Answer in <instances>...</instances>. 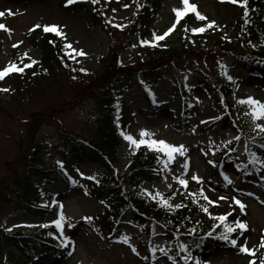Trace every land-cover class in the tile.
I'll list each match as a JSON object with an SVG mask.
<instances>
[{"label":"rangeland","instance_id":"obj_1","mask_svg":"<svg viewBox=\"0 0 264 264\" xmlns=\"http://www.w3.org/2000/svg\"><path fill=\"white\" fill-rule=\"evenodd\" d=\"M141 1L138 0L134 7L125 2L115 5L104 16L103 24H96L88 20L83 11L62 6V0H0V12L5 13L0 17V24L6 26L0 29V70L14 62V52L27 54L33 61L39 62L41 50L30 42L29 33L44 26H58L59 31L65 34L66 45L71 44V48L67 46L68 55L84 70L82 74L92 76L100 73L102 59L108 55L114 42L124 40L126 28L132 25L133 18L139 19L137 14L142 6ZM190 3H194L197 11L207 19L201 21L195 16L191 26H183L182 18L176 23L174 9L184 7L182 0H164L152 27H145L148 20H138V30H127L128 34L134 32L130 38L132 45L128 49H120L118 62L133 68L129 75L121 76L123 78L117 85L119 91H122L119 99H124L130 111L133 110L134 124L127 134L139 139L140 131L146 129L154 134L150 137L152 139L165 140L174 145L182 144L187 149L184 156L175 154V160L170 162L174 164L173 168L159 182L144 180L140 187L161 194L173 193L176 189L181 194L193 195L191 188L197 186L203 212L205 208L208 209L205 213L218 216L231 212L227 223L233 227L237 220L247 223L246 231L241 233L237 229L235 233L228 234L230 239L237 240V245L233 246L229 241L211 235L200 247L192 246L187 236H175L157 224L150 235L129 214L116 224L114 233L103 230L95 217L103 213L106 205L102 199L89 195L97 181L87 180L102 173L115 175L129 172L131 157L137 149L124 140L115 163L92 149L79 154L74 152L70 142L64 141L66 137L62 136L59 125L70 128V131L86 139L93 137L96 109L93 101L83 99L71 110H60L56 121L45 119L37 136V139L44 140L46 146L44 167L66 163V170L71 171L72 167L74 177L67 183L59 174H55L54 178L37 182V185L41 183L49 191L41 196L42 205L49 208L46 216L42 217L39 213L23 208L16 209L13 204H0V230L8 234L22 231L26 235H31L42 225H54L52 222L59 219L62 204L66 217L63 221V236L57 228L54 233L62 246L55 251L38 252L34 257L27 258L16 247L3 243L0 256L4 259L14 258L18 264H181L178 258L184 259L186 256L191 257L188 264H197V261L199 264H250L251 261L261 264L264 261V247H261L264 244V164L255 163L250 168L245 164L248 142L264 136V131L256 128V124H264V120L253 121L251 107L239 103L248 97L264 102V70L262 73L253 72L254 66L245 65L236 57L249 53L244 44L236 47L234 44L228 53H223L216 45L219 35H231L236 30L239 3H232L231 0H190ZM212 21L215 24L208 28L207 24ZM173 24L176 25L174 30L163 40L155 39L156 35H163ZM37 25L40 27H35ZM200 27L205 28V31H192ZM143 41L163 48H187L188 51L183 53L175 69L188 76L183 80L187 85L184 93L178 87V82L173 80L171 72L175 71L172 68H163L168 73L162 78L150 76L156 68L150 60H145L148 63L146 65L140 61L142 46L147 44ZM250 45L258 49L256 41H251ZM16 46L19 47L16 49ZM81 51L84 55L80 54ZM191 51L213 53L200 57L198 53L191 56ZM216 69L221 73L226 69V80L230 81L228 77H232L233 93L225 101L235 105L233 111L228 112L227 108L217 106L218 93L213 85L215 78L212 73ZM214 76L218 79L216 73ZM3 83L0 86V99L8 100L9 85L7 80H3ZM63 84L59 98L62 94L74 97L69 91L71 83ZM3 100H0V186L9 177L11 170L19 173L23 171L24 164H21L22 158L18 156V146L25 147L28 138H24L25 117L32 116L33 110L37 108H44L49 114L58 103L54 101V105L49 107L40 99L32 100L31 103L22 99L11 103ZM229 117L232 119L231 125L223 129ZM235 137H239V142L234 153L224 156L223 153L237 141ZM141 147L149 149L146 145ZM254 154L264 159V148L254 147ZM185 163L188 167H184ZM237 165H240L239 169ZM225 174L233 181L232 184L224 179ZM193 175H198L201 180H192ZM177 178L188 179L187 188ZM97 185L100 186V183ZM123 185L125 187L126 183ZM204 196L209 199L205 200ZM220 197L225 199H218ZM233 198L245 204L244 211L235 204ZM146 224L153 227L155 222L149 218ZM223 234H227L225 226ZM64 237H69L72 243L64 246ZM124 237L130 238L128 243L124 242ZM182 244L188 246V251L182 250L180 254ZM242 244L254 250L255 255L242 252Z\"/></svg>","mask_w":264,"mask_h":264},{"label":"trees","instance_id":"obj_2","mask_svg":"<svg viewBox=\"0 0 264 264\" xmlns=\"http://www.w3.org/2000/svg\"><path fill=\"white\" fill-rule=\"evenodd\" d=\"M123 2L134 7L138 0H123ZM160 2L161 0L141 1L142 6L137 14L139 19L134 18L132 25L126 28L127 35L124 40L114 42L109 54L102 59V71L95 75L85 76L82 74L76 62H73L67 56L64 36L45 32L43 29L32 35L33 44L39 46L43 54L39 64L34 63L31 67H24L32 60L26 55L16 54L15 64L24 67V71L22 73L12 72L6 77L11 86L10 98L0 100L11 103L19 102L18 100L22 99L29 100V103H31L32 100L40 99L45 101L49 107L54 105V101L58 103L53 112L49 114L44 108H37L33 110L32 116L25 117L24 130L26 135L24 138H28L25 147L18 146L20 149L18 156L22 158L21 164H24V168L21 173L11 170L9 177L0 186L1 205L13 204L17 206L16 208H26L31 212L39 213L38 210L41 206L38 199L43 190L36 182L42 176V171L44 172L47 169H39L36 166L42 163L46 152L44 140L37 139L38 133L45 119L56 121L59 112L71 110L80 100L89 99L93 101L98 113L93 137L83 139L77 134L71 135L73 133L70 131L71 129L63 125H59L60 129H63L64 133L70 134L67 139L75 142L73 144L75 151L93 148L100 156H106L112 162L118 160L120 156L119 148L122 146L124 138L121 132H125L127 127L131 125L132 118L128 117L129 111L124 108L123 102L115 101L114 83L121 76L129 75L133 68L132 66L120 65L118 62L119 52L121 48L128 49L132 45V39L130 38L134 32L128 34L127 30L134 31L139 27L138 20H148L145 27H149L153 21L151 16L158 11ZM120 3V1L116 2L115 0H99V3L91 5L82 3L78 8L83 10L87 18L93 23L103 24L104 16ZM246 12L247 14H245ZM194 19L193 14L185 16L182 21L183 26L193 25ZM237 24L233 34L219 35L216 45L221 48L220 50L223 53H228L233 49L234 44V47L244 44L249 50L245 60L252 56L255 57V62L264 65V0H247V6H242V9L238 12ZM251 41L258 43L257 50L250 45ZM183 43V45L186 44L185 40ZM142 47L143 54L140 61L143 65H146L148 63L145 60H150V63L154 64L156 68L151 76L162 75L164 73L163 68L167 67L175 71L178 60H181L183 53L188 51L185 47L179 50L178 47L174 46L162 48L157 45L146 44ZM211 52L191 51L189 54L192 56V54L198 53L202 57ZM212 73L221 95L230 94L231 82L224 78L219 69L214 70ZM214 73H216L218 79H216ZM174 74L177 75V79L183 77L177 71ZM63 82H65V85L71 83V90L69 89V91L74 97L62 94L59 98V94L64 88ZM222 104L227 105L232 110V103ZM219 105H221V100ZM259 140L263 141V139ZM163 159V156L156 152L138 149L135 158L131 159L128 173L119 174L116 177L112 176L111 178L102 177L104 184L101 188L99 187L98 192L100 196L107 197V203L110 204L111 210L108 212V217H113L115 221H118L131 208L132 216L136 221L146 222L145 218L150 217L160 222L168 231L189 234L191 239L195 241L202 242L204 236L211 231L220 233L222 225L219 220L204 214L200 202L193 200L189 195L182 194L180 196L178 204L183 205L182 207H165L160 202L159 197L153 199L147 194V192H151L155 196L154 191L146 192L139 187L143 180L158 179L166 172L168 168L164 167ZM58 170L66 178V173L62 167ZM123 183H127L128 187H123ZM119 184L122 190H119L118 194L115 195L112 191L119 187ZM197 192L199 194V190ZM163 197L173 205L174 195ZM44 214L45 212H42V215ZM108 217H103V222L111 229L112 224L107 220ZM193 229L195 230L194 233L192 232ZM52 234L53 229L51 226L37 230L32 237L33 239L21 232L9 235L0 230V245L8 243L12 247L18 248L26 257H32L38 250L47 252L53 249L56 241L51 238ZM0 264L15 263L14 260L4 262L0 260Z\"/></svg>","mask_w":264,"mask_h":264},{"label":"snow or ice","instance_id":"obj_3","mask_svg":"<svg viewBox=\"0 0 264 264\" xmlns=\"http://www.w3.org/2000/svg\"><path fill=\"white\" fill-rule=\"evenodd\" d=\"M67 2L69 4L73 3L74 0H67ZM93 3H99V0H92ZM232 3H239L243 6H247V0H231ZM182 3L184 5V7L182 9H174L177 20L176 23H179L180 19L183 18L188 12H194L197 19L203 21L206 20L207 18L202 15L199 11H197V6L194 3H190V0H182ZM247 14V12L245 13ZM5 13L4 12H0V17L4 16ZM215 24V21H212L210 23L207 24L208 28H211L213 25ZM117 27H121L120 25H116ZM175 24H173L172 28H170L167 32H165L163 35H156L155 39L157 41L159 40H163L171 31L174 30L175 28ZM35 27H40L39 25L35 26ZM6 26L4 24H0V29H5ZM10 31V30H9ZM44 31L45 32H55L57 35H61L64 36V33L59 31L58 26H44ZM193 32H204L205 28L200 27V28H193L192 29ZM143 43H149V41H143ZM69 48H71V44L67 45ZM73 51H76L75 49H73ZM81 55H84V53L81 51L80 52ZM27 55V54H25ZM36 63L35 61H31V63L25 65L24 67H31L32 64ZM24 67H20L17 64H9L8 67L4 68L3 70H0V79H3L7 74L11 73V72H20L22 73L24 71ZM81 71H84L83 69H81ZM228 79H232L231 76L228 77ZM3 91H8V89H2ZM239 103L241 104H247L251 107L252 111L250 113L253 121H261L264 120V102H261L257 99H254L252 97H248L246 100H240ZM256 128L260 129L261 131H264V124L261 123H257L256 124ZM121 135L124 137V139L126 141L129 142L130 146L134 147L135 149H139L142 145H146L149 149L153 150V151H157L159 153L164 154V156H166V159H163L162 162L164 164L165 168H168L169 163L175 160V154H179L180 156H184L187 152V149L184 145H174L171 143L166 142L165 140H157V139H152L150 137H153L154 134L150 133L148 130L146 129H142L139 133L140 138L136 139L134 138L131 134H127L125 132H121ZM234 139L239 140V137H235ZM230 143V142H229ZM261 147H264V145H262ZM249 155L252 157L251 162L252 163H260V164H264V159L257 157L254 153H249ZM209 163L214 164L213 161H209ZM63 165L61 164V167ZM184 167H188V164L185 163ZM237 169L240 168V165L236 166ZM81 175H83V173H81ZM90 179H95V177H89ZM178 179V182L183 185L185 188H187L188 186V179ZM192 180L195 181H200L201 178L198 175H193L191 176ZM224 179L228 181L229 184H232L233 181L230 179V177L225 174L224 175ZM169 187H171V185H169ZM147 192V190H145ZM147 194L152 197L153 199H156V197H159L160 202L162 203L163 206L165 207H173V205H171L169 203V201L167 199H165L163 197V195L159 192H157L155 194V196H153V194L151 192H147ZM201 194H203V190H201ZM195 195V194H193ZM249 195H251V193H249ZM205 200H208L209 197L204 196ZM218 199H225L224 197H220ZM234 202L236 205H238L241 209V211H244L245 209V204L237 199V198H233ZM217 201H212V203H216ZM55 203V202H54ZM47 206V205H45ZM183 205L181 204H176L174 205V207L176 208H180ZM61 208V212L59 214V219L54 220L52 223L56 226V228H58L60 230V235L63 236V229H64V224L63 221L66 219V217L64 216V213L62 211L63 209V205H60ZM205 212L208 211L207 208L204 209ZM231 215V212H229L228 214L225 215H221L218 217H215V219L221 221L222 223H224V226L226 228V233L227 234H223L220 237H218L219 239L225 240V241H229L233 246L237 245V240L236 239H230V236L228 234L231 233H235L237 231V229L241 230V233L243 231H246L248 229V225L246 222L237 220L235 221V227H233L232 225H229L227 223L228 220V216ZM85 219L91 220V217H85ZM48 225H43V227H47ZM69 227H72V225H68ZM194 229L192 230V232L194 233ZM191 234V233H190ZM208 236H211L212 233L209 232L207 234ZM130 240L129 237H124V242L128 243ZM72 243L71 239L69 237H64V246H67L68 244ZM197 246H199L197 244ZM181 249L183 251H188V246L185 244H182ZM261 247H264V244H261ZM240 250L244 253H248L250 255H255L254 250L249 249L247 247L246 244H242L240 246ZM133 251H135V248H133ZM160 251L162 252H166L165 249H160ZM153 252H155V249H153ZM186 264L187 261L189 259H191L190 256H186L185 258ZM197 264H199V261H197ZM250 264H256L255 261H251ZM261 264H264V261H261Z\"/></svg>","mask_w":264,"mask_h":264}]
</instances>
